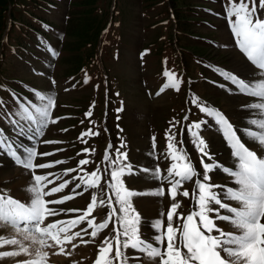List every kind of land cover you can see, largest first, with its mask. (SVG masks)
Wrapping results in <instances>:
<instances>
[{"label":"rangeland","instance_id":"1","mask_svg":"<svg viewBox=\"0 0 264 264\" xmlns=\"http://www.w3.org/2000/svg\"><path fill=\"white\" fill-rule=\"evenodd\" d=\"M63 1L64 2L61 3L56 2L58 8L55 12L50 10L47 13L43 11L39 13L42 19L45 18L48 22L57 24L60 28L59 30L62 32L65 29V10L69 0ZM100 1L102 3L100 5V10L103 13L107 12L111 5V0H96V5ZM189 2L198 7L197 11L199 15H197V17L194 15L190 16V14L187 15V17H189V24L186 26V29L204 38L199 41H186L190 50L193 51V56L196 55L195 57L200 58L199 61H195V57L187 56L185 53L181 61L184 67H187L191 77H196L194 83H192V91L191 95L188 96V101L186 91L180 90V88L179 91L174 88H166L161 92L166 81L159 76L162 67V56L156 54V45L162 43L160 41L163 39L164 35L161 24L162 20L159 17L160 15H157V12L154 11L153 8H145L142 6V0H116L115 2L116 14L113 22L117 21L115 23L117 26V24H119L118 21H120V25H118L120 27L117 28L116 33V43L118 44L119 54L117 52H111L109 48H105L102 51V57L108 68L111 67L108 62H111L113 57H118L119 55L117 64L110 68L114 78L112 80L116 82L110 88H107L105 86V81H103L106 76L102 74L104 70L102 69L101 60L99 59L98 45L95 50L94 48H88L87 50L78 51L77 45L79 39L70 37L72 32L71 21L69 26L67 25L69 29L68 36H66L65 39L63 38V41L61 34L58 35V33L49 38V44L41 42L44 49L49 47L51 50L59 51L62 48V56H60L56 66L54 65L56 62L55 59L57 58H54L55 56L52 55V51L49 50L48 53L53 58H51L50 61L48 60L47 63L43 62V60H40V57L31 55L35 53L30 51L31 47L29 43L27 42L26 45L21 39V36L20 38L18 37L19 39L14 38V41H12L13 38L9 37L7 42H5L3 46L4 61H2V65L0 66V125H4V123L17 118L14 114L17 112V104L20 100L18 101L16 98H19L18 95L24 96V90L21 84L25 87H30L27 83L29 82L35 84L38 88L41 87L44 89V87H47L49 90L48 95L53 96L55 99V107L51 112V118L54 119L56 123L49 124L41 140V136H34L31 140L29 139L33 134L27 131L29 125L23 123V121H21L25 128L23 134H21L19 130V125H15L18 132H13L14 134L3 132V134L9 138V142L20 147L21 150L23 147H36L38 145V153H51V155L48 156H38L37 160H34V164L37 165L46 163L51 165V167L48 168L35 169V174L45 175L48 177L49 181L53 182L48 185L49 189L68 181L67 186L60 193H54L52 196L46 197V199H60L64 196H72L73 199L65 200L59 205H50V207L63 211L60 215L49 217L45 223L78 219L91 203L93 192H97L98 196L97 203L93 206L92 213L85 221L73 227L69 233V235H72L75 232H80L83 241L89 242L84 243L80 237H75L71 243L65 242L54 248H45L44 251H46L48 255L44 258V264H94L97 259L98 248L101 246L104 239L115 235L113 231L115 217L111 219L108 227L100 231L95 238L90 235L92 231L91 228H88V232L82 231L83 228L88 227L87 219H92L94 224H99L108 218L110 208L107 204L100 206L99 199L101 198V192H103L102 198L107 202L108 196L111 194V190L107 187V181L111 179V169L108 168V166L106 167V165L101 166L103 169L102 172L100 169L101 179L98 189L89 188L85 191L82 185L81 188L76 190L77 193L83 192L82 195H77L72 192L75 185L80 182L78 177H76L79 172V174H81L80 170L84 172L90 171L89 174H91L97 169L99 163L98 160L94 167L92 165L93 168L79 165L76 157L79 154L78 147H80V142H82V140H93L96 138V135H98L97 139L101 140L102 138L103 144L107 145L108 139H110V148L111 150L114 149L110 152L113 159H115L116 149H120L121 152L129 153L126 162L132 165L135 174H125L122 177L126 188L136 192L151 193L158 187H164L165 195L160 197L161 202L157 203L159 206L157 217H150V214L144 210L141 202L142 198H146L150 194L132 198L136 212L142 218V237L147 236L146 232H148V230L152 231L148 225L153 221L158 218L161 220L166 219L167 212L174 202L168 193L169 185L166 181L161 185V182L156 180L155 187L141 186L138 182L139 179H147L148 176L151 175V173L142 171V169L145 168L154 170L159 166L162 175L167 174V168L171 164V161L166 158L167 152H165L164 147L167 146L165 145L167 135L174 133L177 148L182 147L189 154L191 160L196 163H193L195 168L197 170H203L200 163V154L192 143V136L188 129L193 123L206 120L208 123L202 127V136L209 145V151L217 162L226 167H231V164H228L230 160L227 163L224 153L226 150L225 146H228V144L219 127L211 118L207 117L206 114L199 111L197 105L193 103L194 98H196L199 103L218 109L224 115L226 114L229 116L232 120L230 122L237 129L238 135L241 137L242 141L253 150H256L258 155H263V149L259 148L258 145H252L247 137L244 136V132L246 130L254 132L259 131L258 128L249 125L248 122L264 119V115L258 111L245 108L244 105L246 103L243 101L249 98L238 94L234 86L219 74L221 71H228L237 74L239 77H247L252 67L250 62L247 61L246 57L236 46L235 39L225 16V5L227 4V0H189L188 3ZM170 4L173 5L172 2H170ZM101 11L98 10V12ZM100 14H97V16L92 12V14H86L85 17L89 19L91 23L97 25L99 21L102 20L103 22V18H105L104 16H99ZM259 15L264 18V11H260ZM5 32L6 29L3 31V34ZM153 44L154 47H152ZM15 47H17L18 50L16 54L12 52ZM144 47H152V54H156L157 57H153L152 55L147 58L143 57L142 49ZM10 51L13 55L15 54V56L10 54ZM195 51L197 52L196 54ZM88 56L89 61L85 62ZM205 62L208 63V67H203L205 66ZM193 63L197 66L196 68L193 66ZM83 65L89 69L85 71V73L89 74L90 79H92L91 82L89 81V85H86L83 81H79L76 84L74 77L69 76L74 73L76 78L80 76L84 68H82ZM176 74L180 75L181 73L178 70ZM15 80L17 83H15ZM53 81L55 83H53ZM221 85H224V87H221ZM115 98H118L119 104L115 103ZM252 102L258 103L259 101L253 100ZM65 105H68V107H65ZM89 106L91 107L89 111L90 123L86 125V132L90 134L84 136L78 134L79 131L81 132L80 128L78 131L76 130V132L64 131L65 126L76 125V122L78 125L84 124L82 120L83 111H86ZM74 107L77 108V110H74ZM175 109H182L183 112L187 110V112H189L187 117L182 118L183 122L181 123V127L185 124L183 128L186 130L181 134V138L178 137V131L180 129V127L178 128V123L170 119L176 114L179 115L180 112L177 113L176 111L173 115ZM71 114H75V117L81 119L78 121L77 118L73 119V116H71L72 120L68 119L67 116ZM167 128L168 130L171 129V132H166ZM127 137H129V143H126ZM119 139L121 143L118 141ZM44 141H51L52 143L46 144ZM122 144L123 147L121 146ZM166 149H168V147H166ZM229 149H227L226 152H228L230 156V163L233 164L232 159L234 158L230 154L231 149ZM101 154L102 150H100L99 157H101ZM204 160L206 163L209 162L207 157H205ZM57 161H62L63 163H56ZM106 168H108L107 171H105ZM73 169L75 171H69ZM8 170H13V172H10L11 174L6 173V176L3 172H8ZM19 170L26 171L28 173L27 178L30 179L31 183L34 182L33 174L30 170L16 165L10 157L0 153V190L14 195L15 199L19 201H28L30 196L25 197L18 193L19 190L26 189L24 185L20 187L16 185L20 176L23 175ZM210 176L212 178L210 183L225 185L227 187H230V185L236 187V185L232 183V178L221 171H213L210 173ZM193 188V182H185L183 187L179 189L181 192L187 190L189 192V197L186 198L182 195H177L176 200L181 204V207L177 210L178 212H186L188 215L191 211L195 210L196 205L191 200ZM214 190L220 191L219 189ZM221 195H223V193H221ZM112 199L113 207H118L115 205L114 196ZM225 202L230 203L234 207L240 206L234 201ZM74 209L79 211H71ZM221 212L224 213L223 210H221ZM161 213H164V216H161ZM173 222L177 223L175 217ZM145 223L147 225H145ZM261 223H264V219L261 220ZM164 224L166 227L167 221L164 222ZM217 224L224 227L225 231L233 233L237 231L230 225H225L224 222L217 221ZM213 234L215 235L216 233ZM0 236L8 238L12 237L13 234L10 232H3V230L0 229ZM16 238L19 239L20 237ZM48 243L52 244L54 242L49 240ZM12 247L14 246H0V251H10L13 249ZM29 258L30 257L20 255L1 261L7 262V260H10L12 262L15 260V262H18ZM140 262L141 261L137 262L130 260L129 264H140ZM114 264H118V262H114Z\"/></svg>","mask_w":264,"mask_h":264},{"label":"snow or ice","instance_id":"2","mask_svg":"<svg viewBox=\"0 0 264 264\" xmlns=\"http://www.w3.org/2000/svg\"><path fill=\"white\" fill-rule=\"evenodd\" d=\"M260 11H264V0H259V5L257 0H227L225 16L236 46L252 67L247 77H239L228 71H221L219 74L234 86L238 94L249 98L244 105L245 108L264 115V18L259 15ZM49 50L52 51L53 56L58 55L54 50ZM164 75L168 78V82L161 92L166 88L179 91L181 81L176 79L175 74L166 70ZM16 99L19 101V98ZM253 100L259 102L254 103ZM193 103L219 127L231 149L232 157L237 161L236 165L226 167L213 158L209 145L202 136V127L208 123L206 120L193 123L188 129L192 143L200 154L202 174L195 168L189 154L182 147L177 148L175 134L167 135L166 158L171 161L167 174L162 175L159 166L154 170L145 168L142 171L151 173L161 185L166 181L169 185L168 193L174 202L167 212L166 227L164 221L158 218L148 225L153 230L152 235L142 237V218L136 212L132 198L148 194L163 197L165 189L161 186L151 193H144L126 188L122 177L125 174H135L132 165L126 162L127 153L117 149L115 159L106 153L105 162L111 169V179L107 181V187L111 190V194L106 202L101 192L99 205L107 204L110 212L108 218L99 224L87 219L88 227L83 228L82 231L88 232V228H91L90 235L95 238L115 217L113 226L115 235L104 239L98 248L94 264H114V262L129 264L130 260L139 262L145 256L153 261V264H264V223H261L264 219V155H258L256 150L242 141L235 126L220 110L201 104L196 98ZM54 107L53 96L34 90L32 100L18 102L17 112L14 114L17 118L10 122L19 125L21 134L25 131L21 121L28 124L27 131L33 134L29 137L31 140L34 136H42L50 123H56L51 118ZM248 124L258 128L259 131L246 130L244 136L251 144L264 149V119L249 121ZM44 143L52 142L44 141ZM121 146L123 147V144ZM0 153L6 154L16 165L30 170L34 179V182L25 189L30 196L28 201H19L8 195L6 191L0 192V228L11 227L15 233L8 238L0 236V246H14L10 251H0V258L24 255L30 258L18 261L17 264H44V258L48 255L44 251L45 248H54L65 242L71 243L75 237H80L83 241L80 232L72 235L69 233L92 213L98 199L97 192H93L91 203L78 219L45 223L49 217L60 215L63 211L50 205H59L65 200L73 199L72 196L46 199L54 193H60L68 184V181H65L49 189L48 185L53 182L45 175L35 174V169L48 168L51 165L47 163L37 165L34 164V160L38 156H48L51 153H38L35 147H23L21 150L20 147L9 142V138L2 130H0ZM205 157L209 162H205ZM79 163L86 165L89 161L85 159ZM213 171H221L230 176L236 187L210 183L212 179L210 173ZM87 175L88 179L85 176L78 178L80 182L75 185L72 192L82 195L83 192H76L82 185L85 191L89 188H99L101 179L99 166ZM185 182L194 183L191 200L196 205L195 210L187 216L177 211L181 204L176 200L177 195L189 197L187 190L179 191ZM113 196L118 207H113ZM225 201H234L240 206L234 207ZM221 210L226 214H222ZM160 215L164 216V213ZM174 217L177 221L175 224ZM217 221L224 222L237 231L235 233L225 231ZM49 240L54 243L49 244ZM136 253L141 255L138 256Z\"/></svg>","mask_w":264,"mask_h":264},{"label":"trees","instance_id":"3","mask_svg":"<svg viewBox=\"0 0 264 264\" xmlns=\"http://www.w3.org/2000/svg\"><path fill=\"white\" fill-rule=\"evenodd\" d=\"M51 1L52 0H0V49L4 48L3 46L9 37L13 38L12 41H14V38L19 39L20 36L23 41L27 40L29 29L31 27H34L36 31L40 30L41 27L46 26L48 30H53V27L48 26L42 17L39 16L41 8L44 5L49 6L50 3H52ZM188 1L189 0H142L143 6L145 8H153L154 11L157 12V15H160L159 17L162 20L161 24L164 35L163 39L160 41L162 43L156 45V54L162 56L161 63L163 69L170 73H172L174 69L178 70L181 68L179 57L184 56L185 53L191 51L186 43V41H189L192 36V32H189L186 29V26L189 24V17H187V15L190 14V16L194 15L197 17L199 14L197 11L198 7L190 2L188 3ZM170 2H172L173 5H171ZM101 4L100 1L96 5V0H73L71 3L68 26L71 21L72 32L70 37H76L79 39L77 45L79 49L78 51L87 50L88 48H94L95 50L97 48L100 31L105 27L106 22V12H98V10L101 11ZM9 5L11 6L10 9ZM92 12L94 15L101 13L99 16H104V21H99L97 25L91 23L85 16L89 13L92 14ZM171 13L174 15V20L171 17ZM9 19L10 27L6 33V40L4 44H2L1 39L3 31L6 28ZM174 24H176V44L179 49L174 47V36L172 33ZM68 33L69 29L67 28L66 36H68ZM107 41L108 40H106V42ZM152 47H154V44ZM152 47H149V49L151 55L155 57L156 54H152ZM17 51V47L12 50V52L15 53ZM12 52L10 51V54H12ZM88 58L89 56L86 58L85 62L89 61ZM82 68L85 69L87 67L83 65ZM69 76L75 77V73Z\"/></svg>","mask_w":264,"mask_h":264},{"label":"bare ground","instance_id":"4","mask_svg":"<svg viewBox=\"0 0 264 264\" xmlns=\"http://www.w3.org/2000/svg\"><path fill=\"white\" fill-rule=\"evenodd\" d=\"M235 54V53H234ZM237 55V54H236ZM240 57V56H239ZM238 59V58H237ZM249 67V66H248ZM248 101V99H244V103H246ZM248 113V112H247ZM245 115V114H244ZM243 120V119H242ZM253 121V120H252ZM253 145V144H252ZM263 155H264V149H263ZM8 169V168H7ZM19 171H21L22 173H23V175L22 176H20V179H19V181H17V183H16V185H18L19 187L20 186H26V188H28L29 186H30V184H31V181H30V179H28L27 178V172L26 171H24V170H19ZM10 172H13V170H8V172L7 171H4L3 173L4 174H6V173H8V174H11ZM13 174V173H12ZM6 176H7V174H6ZM5 176V177H6ZM4 177V178H5ZM26 178V179H25ZM25 181H26V183H25ZM155 181H156V179H154L151 175H149L148 176V178L147 179H145V178H142V179H139L138 180V182L140 183V185L142 186V185H144V186H147V187H155ZM140 189V188H139ZM20 195H23V196H25V197H27V196H29V193L27 192V191H25V190H19V192H18ZM141 202H142V204H143V207H144V210L146 211V212H148V214H150V217H157L158 216V214L157 213H159V210H158V205H157V203L158 202H161V200H160V197H155V196H153V195H149L148 197H146V198H142L141 199ZM145 212V213H146ZM235 229V228H234ZM146 234H147V236L146 235H144V236H146V237H150L151 235H152V231H148V232H146ZM153 243H154V241H152ZM13 248V247H12ZM11 249V248H10ZM23 257V256H22ZM59 261V260H58ZM140 264H153V261H151V260H149L148 258H146V256L141 260V262H140Z\"/></svg>","mask_w":264,"mask_h":264}]
</instances>
